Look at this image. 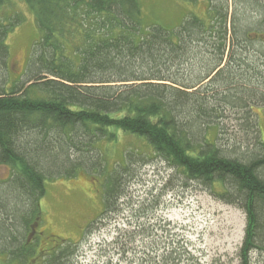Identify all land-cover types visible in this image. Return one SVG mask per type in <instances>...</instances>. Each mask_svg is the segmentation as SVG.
Returning a JSON list of instances; mask_svg holds the SVG:
<instances>
[{
	"label": "trees",
	"instance_id": "16d2710c",
	"mask_svg": "<svg viewBox=\"0 0 264 264\" xmlns=\"http://www.w3.org/2000/svg\"><path fill=\"white\" fill-rule=\"evenodd\" d=\"M23 1L40 36L15 80L7 38L22 21L4 17L0 0V166L13 171L0 181V252L9 262L40 256L46 182L81 170L107 174L105 209L87 230L121 206L132 210L118 233L179 227L154 216L156 198L130 203L132 154L106 173L99 142L120 130L190 183L220 182L219 196L246 214L237 264H264V0H239L259 17L248 24L246 14L229 18V0H208L206 19L189 13L174 31L145 25L140 0ZM73 246L42 258L68 264ZM182 255L165 247L159 264H184Z\"/></svg>",
	"mask_w": 264,
	"mask_h": 264
},
{
	"label": "rangeland",
	"instance_id": "374dc122",
	"mask_svg": "<svg viewBox=\"0 0 264 264\" xmlns=\"http://www.w3.org/2000/svg\"><path fill=\"white\" fill-rule=\"evenodd\" d=\"M140 3L145 25L169 31L180 26L189 13L202 19L208 16V0H140ZM228 4L230 19L235 12L238 16L246 14L247 19L241 18L243 24H248L250 17L259 18L252 4H240L239 0H229ZM1 11L8 19L20 16L22 21L7 38L9 64L16 80L28 65L40 31L34 12L23 0H5ZM257 113L264 136V110L258 108ZM116 133L114 140L99 142L106 173L125 164L126 156L132 154L131 159L138 161V176L128 185L130 203L137 204L136 207L142 200L156 198L159 206L154 216L167 218L179 227L118 233V226L126 224L132 210L121 206L119 213H111L87 230L105 209L103 183L107 174L81 170L76 177L46 182V195L41 199L44 235L38 249L40 256L21 264H46L42 258L44 251L54 245V249L66 248L68 244L74 245L71 250H75L70 264H159L165 247L176 250L180 247L185 254L184 264H199V260L206 264L219 261L237 264L246 234V214L219 196L218 193L225 192L224 186L220 182L212 187L190 183L167 163L155 158L152 147L143 138L120 130ZM12 173L8 166H0V181L8 180ZM6 263L20 264L9 262L0 252V264Z\"/></svg>",
	"mask_w": 264,
	"mask_h": 264
},
{
	"label": "flooded vegetation",
	"instance_id": "af4514ba",
	"mask_svg": "<svg viewBox=\"0 0 264 264\" xmlns=\"http://www.w3.org/2000/svg\"><path fill=\"white\" fill-rule=\"evenodd\" d=\"M95 220H97V219H95ZM95 220H94V221H95ZM94 221H92V222H94ZM54 246H55V245H54ZM39 247H41V246H39ZM49 250H50V249H49ZM44 252H45V251H44Z\"/></svg>",
	"mask_w": 264,
	"mask_h": 264
}]
</instances>
